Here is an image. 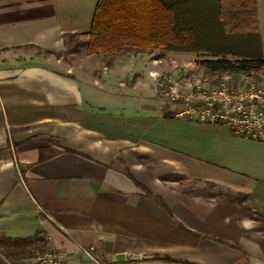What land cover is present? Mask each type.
<instances>
[{
  "label": "crops",
  "instance_id": "crops-1",
  "mask_svg": "<svg viewBox=\"0 0 264 264\" xmlns=\"http://www.w3.org/2000/svg\"><path fill=\"white\" fill-rule=\"evenodd\" d=\"M96 1L0 0V235L62 264H264V141L165 107L149 49L63 59Z\"/></svg>",
  "mask_w": 264,
  "mask_h": 264
},
{
  "label": "trees",
  "instance_id": "trees-1",
  "mask_svg": "<svg viewBox=\"0 0 264 264\" xmlns=\"http://www.w3.org/2000/svg\"><path fill=\"white\" fill-rule=\"evenodd\" d=\"M75 35L87 36L91 53L128 48L205 52L211 57L197 60V64L206 73L264 65L256 0H97L89 30L69 34ZM44 157L39 155V159ZM46 245L42 232L24 239L0 235V248L8 256ZM154 257L176 261L168 256Z\"/></svg>",
  "mask_w": 264,
  "mask_h": 264
},
{
  "label": "built area",
  "instance_id": "built-area-1",
  "mask_svg": "<svg viewBox=\"0 0 264 264\" xmlns=\"http://www.w3.org/2000/svg\"><path fill=\"white\" fill-rule=\"evenodd\" d=\"M158 93L179 104L175 114L190 121L226 126L232 134L264 141V65L239 71L207 73L185 90L178 83L149 72ZM95 264L91 248L83 249ZM65 252L46 246L27 259L16 261L0 253L1 264H62Z\"/></svg>",
  "mask_w": 264,
  "mask_h": 264
},
{
  "label": "rangeland",
  "instance_id": "rangeland-1",
  "mask_svg": "<svg viewBox=\"0 0 264 264\" xmlns=\"http://www.w3.org/2000/svg\"><path fill=\"white\" fill-rule=\"evenodd\" d=\"M71 40H69L66 50L62 53V58L68 62L76 63L78 59L82 56H92L94 53H91L87 50V36L75 35L72 36ZM149 52H151V56L153 59L157 60L155 62L160 64V69H164V72L171 75L172 73L176 74L172 75L171 81L178 83L181 89L185 90L188 84H191L196 77L205 76L207 73L205 70L197 64V60L203 58H209L211 55L205 52H187V51H171L165 50L163 48H148ZM113 52V51H112ZM99 53V52H96ZM107 53V52H100ZM109 53V52H108ZM228 58L232 59L231 55H227ZM167 69V71H165ZM172 72V73H171ZM187 72V73H186ZM169 75H166V79H169ZM174 77V78H173ZM159 97L163 100V105L165 107L171 106L173 111H176L179 107V104L175 102H170L165 99L158 93ZM179 179V185L182 187H193L199 186V183L192 180H186L180 177H176ZM38 249L30 247L23 251H18V256H8L4 250V248H0V253L4 256L10 257L16 261H22L27 259L29 256L34 254ZM100 263L106 264V261H101L97 259ZM1 264V258H0Z\"/></svg>",
  "mask_w": 264,
  "mask_h": 264
},
{
  "label": "water",
  "instance_id": "water-1",
  "mask_svg": "<svg viewBox=\"0 0 264 264\" xmlns=\"http://www.w3.org/2000/svg\"><path fill=\"white\" fill-rule=\"evenodd\" d=\"M124 256L123 253H117L111 256L112 260H118L121 259Z\"/></svg>",
  "mask_w": 264,
  "mask_h": 264
}]
</instances>
